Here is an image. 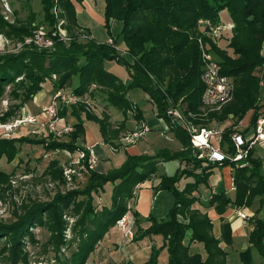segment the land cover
I'll return each mask as SVG.
<instances>
[{"label": "trees", "instance_id": "16d2710c", "mask_svg": "<svg viewBox=\"0 0 264 264\" xmlns=\"http://www.w3.org/2000/svg\"><path fill=\"white\" fill-rule=\"evenodd\" d=\"M82 2L84 0H75ZM43 21L49 27L51 36L57 19L67 22L66 30L72 38L66 44L52 37L53 48L39 50L32 46L13 54L0 56V96L5 87H14L11 93L20 101V108L32 101L41 90L42 84L51 81L55 91L70 88L69 92L84 96L91 86H97L106 91V103L126 117L130 113L134 120L141 121L140 111L127 99L130 88H140L155 106L157 117L163 119L174 133L181 145V150L170 152L160 149L152 156L126 155V159L119 169H112L105 173L86 168L83 176L86 178L83 188H75L64 194H56L50 202L32 203L21 206L20 212H12L16 221L13 224L0 223V240H6L8 264L25 262L21 251V242L30 236V229L49 223L53 232L50 242L58 264H85L94 252L96 245L108 230L128 212L127 202L133 198L136 185L148 180L158 170L160 161L168 162L181 160L185 168L178 169L172 176H162L155 190L169 191L174 197L173 207L165 218L156 219L149 216L145 221L150 225L147 229L139 228L134 231V241L152 235L163 237L168 255L167 264H227V252L221 243L231 245V229L229 223L221 224V235L216 238L212 233V222L206 212L196 209V204L204 209L213 208L219 215L231 205L235 209L247 208L258 197L259 208L248 217L252 229L248 236L249 247L239 254L240 264H254L252 251H255L264 263V217L258 218L262 209L264 212V173L261 172L260 160L249 154L250 169L234 166L231 163L216 165L197 157L190 144L189 135L182 127H176L167 115L169 108H177L184 113L196 115L201 107L200 96L202 84L200 73L202 64L197 36L203 42L204 49L209 52L220 66L221 74L228 76L234 82L233 100L222 108L219 113H211L203 123H194L205 128H216V121L220 124L228 118L236 119L239 123L246 113L251 112V127L264 111V103L259 104L260 89L264 88V74L258 76L255 70L264 67L262 46L264 44V0H103V17L105 26L111 20H118L122 30L117 39L110 38L112 45L106 42L88 40L78 41L73 29L78 31L75 6L72 0H40ZM59 14H54V9ZM226 11L229 23L233 29L218 41L225 42L223 47H216L213 42L197 27L199 19H208L212 23L219 22L218 14ZM35 16L30 13L25 23L17 26L6 23L0 16V34L7 38L18 37L22 40L29 37L36 29ZM84 30V29H83ZM89 34L86 30H84ZM123 49H119L118 45ZM117 47V48H116ZM123 50L124 53H121ZM127 54L129 59L123 58ZM104 60H116L125 66L130 76V82L124 85L118 78L103 69ZM75 78V79H74ZM75 80L71 85V80ZM27 82V83H26ZM22 88L21 94L18 92ZM68 108L60 111L63 118ZM72 114L79 117L85 113L93 118V113L86 111L83 105L70 107ZM16 115L10 109L0 117L5 122ZM99 123V130L105 143L109 144L114 136L107 123V116ZM124 122L121 123L123 125ZM211 127H207L208 125ZM225 124V123H224ZM234 125H231V128ZM69 135V141L51 140L39 141L48 151L77 150L88 152L85 147L77 145V141L84 136L81 124H75ZM231 128L222 129V145L228 144L232 133ZM244 134L239 130L233 131ZM16 142H28L24 138L0 139V161L11 162L15 159L19 149ZM32 143H35L31 141ZM37 143V142H36ZM229 146V144H228ZM229 148V147H228ZM87 167V163L83 162ZM230 165L234 195L229 196L224 191L211 194L209 199L202 202L192 193L206 183L216 166ZM191 166L192 169H187ZM45 172L53 179L63 177V170L56 167L52 161ZM0 172V179L4 178ZM192 177L193 182H187L179 187L181 179ZM111 187H110V186ZM111 188V199L108 204L94 205L98 193L107 187ZM194 205V207H193ZM69 212L75 217L72 227V237L65 244V223L62 215ZM247 215L246 211H244ZM134 223L138 218L133 213ZM181 217L187 222L179 221ZM190 232L189 245L184 244L186 234ZM199 243L201 253H193L190 244ZM66 245L70 254L64 260H59L60 247ZM75 246V247H74ZM74 247V248H73ZM55 261V260H54ZM146 264H157L156 251L153 249Z\"/></svg>", "mask_w": 264, "mask_h": 264}, {"label": "rangeland", "instance_id": "374dc122", "mask_svg": "<svg viewBox=\"0 0 264 264\" xmlns=\"http://www.w3.org/2000/svg\"><path fill=\"white\" fill-rule=\"evenodd\" d=\"M8 7L12 11V15L9 18V21L4 20L3 18V1L0 0V16L3 18V20L10 24L17 26L21 23H25L30 13H33L35 16L34 20V26L37 29L43 30L45 32L48 31L49 27L46 25V23L43 21V12H42V5L40 0H5ZM74 6L78 8V12L76 13L75 18L85 26L90 27L91 34L94 36V39L96 41H108L110 38L117 39L121 33L122 25L118 20H111L109 22L108 27L105 26V20L103 17V6L104 2L103 0H88L91 7L96 10V12H99L101 14V22L94 20L90 17L88 11L85 10V4H81V2H77L75 0H72ZM53 12V11H52ZM54 13V12H53ZM60 10L56 9V14H59ZM55 14V15H56ZM219 22H227V13L226 11H221L219 14ZM59 20V19H58ZM67 22H65V28H66ZM198 29L202 31V28L197 25ZM74 34L77 33L75 29H73ZM225 32L224 34H226ZM200 37V36H199ZM197 36L196 43L198 44ZM25 39V38H24ZM21 38L18 37H12L7 38L3 34H0V56L4 55H13L19 51H21L24 47L22 46V43L24 41ZM68 44V43H67ZM225 45V42L218 41L216 47H223ZM119 48L123 49L122 45H118ZM123 52V50H122ZM124 53V52H123ZM126 59L130 60L128 55L125 54ZM262 56L264 57V52L262 53ZM103 69L107 71L108 73L112 74L116 78H118L124 85H127L130 82V76L128 74V71L125 66L118 63L116 60H104L103 61ZM255 73L258 76H261L264 74V67L257 68L255 70ZM75 79V78H74ZM49 81V80H48ZM75 80H71V85ZM27 83V82H26ZM45 83V82H44ZM47 85V83H46ZM14 87L12 85H8L5 87L4 93L0 96V117L4 115L5 113L9 112L10 109L12 111L16 112V115L12 118H10L8 121L2 122L0 121V124H9L13 125L15 120H19L22 118H27L28 116H31L35 119L33 123H24L20 124L18 126H13L11 130H2L0 129V139H11V138H24L27 139L28 142H16L15 148L19 149V152L16 153L15 159L11 162H7L5 159H2L0 161V172L4 173V178L0 179V223L2 224H13L16 219L14 218L12 212L17 211L19 213L20 207L30 206L32 203H44V202H50L54 196L58 193L64 194L67 191H70L75 188H83L86 178L83 176V169H79L78 165L75 164L78 154H75L72 158H69V156L61 151L57 153V151H48L45 149L44 144L38 143L39 141H69V135L70 133L63 134L60 137L55 136L54 134H50L47 128V125H44L46 121L43 122L41 110L36 111L35 113H32L33 115L25 112L24 105L22 108H20V101L17 100L11 91H13ZM64 91L70 90V88L63 89ZM23 91L22 88L19 89V93ZM106 91L101 89L100 87L91 86L88 89V92L84 95V98L91 102L90 112L93 113V118L88 117L84 112L79 113V117H76L72 114L71 111L66 113L65 119L67 124L71 127L75 124H81L82 129H85V126H90V128L94 129L99 123L94 119V116L102 120L104 118L103 113V105L106 102ZM127 99L133 104L134 107H136L141 114V117L143 119V123L148 127L149 132L146 133V135L136 141L134 143L135 147L142 151V154L146 156H152L156 154L160 149L165 148L167 150H176V148L179 147L177 140L172 135H165V132L167 131V127L164 123V121L160 118H156V115L154 114L155 106L149 101L148 95L140 88H130L127 91ZM260 99L259 102L260 105L264 103V88L260 89ZM47 105V104H46ZM82 105V104H81ZM84 106V105H83ZM44 107V106H43ZM76 107V106H75ZM85 107V106H84ZM64 109L61 108L60 111ZM59 111V113H60ZM114 112L107 117V123L109 125L116 123V122H122L125 121L124 114L119 111L118 109L114 108ZM221 110H212L206 107H200L199 111L196 113V119L198 123H203L211 113H219ZM58 117L62 119V117L59 115ZM251 117L252 113L248 112L246 115L242 118V120L239 123H236V119L228 118L227 121L220 124L216 121H213V123H216V126L218 125L219 128H231V125H234L231 128L232 133L233 131L239 130L244 133V136L246 139L252 137L254 135V127H251ZM261 117L264 118V111L261 112ZM127 118L130 119L131 116L129 113H127ZM137 123L134 124L132 127L135 128L140 121L136 120ZM65 121L60 122L59 124V130L60 127L66 125ZM120 122V123H121ZM127 125H129L130 121L126 120ZM117 123V124H118ZM44 125V126H42ZM133 125V124H132ZM203 126V125H202ZM118 127H121L118 129ZM123 125H117L115 128L118 130H115L114 136L112 134H109L112 136L113 143L110 145H103L101 148L105 151V154L108 158L109 164L112 169H119L122 164L124 163L126 159V153L129 152L128 150L121 149L122 147H125L126 142L124 141L125 136L132 130L124 128ZM205 127V126H204ZM207 127H211L208 125ZM72 128V127H71ZM38 132V133H37ZM231 133V134H232ZM100 136H102L100 134ZM168 137L171 139L170 141ZM31 141L35 142L32 143ZM37 142V143H36ZM124 144V145H123ZM127 145H133V144H127ZM94 155L96 157V152L100 150V148H95ZM98 156V155H97ZM133 156V155H132ZM97 158V157H96ZM249 158V157H248ZM252 158L255 160H260L261 165V172L264 173V147L260 144H257L254 147V150L252 152ZM52 161L55 163L56 167L64 170V169H74L75 174H73L71 181L68 182L67 179L64 178H56L53 179L52 175H46L48 174L45 172V169H47L52 163ZM235 166V165H234ZM241 168H247L250 169V162L247 159L246 164H244ZM98 168H94L96 170ZM187 169H192L191 166L187 167ZM212 173L210 175V179L201 185L196 191L192 193L193 196L199 197V195L206 196L211 192L212 186L223 188V183H227L228 179L225 176V173H222V168L218 169V167L212 168ZM80 174L78 176L77 174ZM193 179L192 177H188ZM184 178V179H188ZM64 179V180H63ZM110 186V185H109ZM107 188H104L98 193V197L96 196V199L94 200V205H102L103 203L108 204L111 199V186ZM231 188L229 183L228 187L226 189ZM233 188V185H232ZM214 194V193H212ZM231 196L234 195V191L232 189ZM254 204L255 209L257 210L259 208L258 204V197L254 198L252 207ZM194 207V205H193ZM250 207L247 208H238V210L247 211ZM237 210V209H236ZM255 212V211H254ZM251 215L250 213L248 214ZM264 212L261 209L258 213V218H263ZM62 221L65 223L66 228L64 231V241L65 244L71 239L72 237V227L75 224V217H71L69 212H65V214L62 215ZM179 221L187 222L186 220H183L181 217H178ZM49 223L42 226H36L30 229V236L25 237L22 239L21 244V251L23 254V257L25 258V262L18 263V264H58L56 261V258L54 257L56 253H54V247L51 245V241L53 239V232L51 229H49ZM115 227V226H114ZM112 227L109 231L110 235L117 236L120 232L117 228ZM158 236V235H156ZM107 238V236H106ZM105 238V239H106ZM159 239H162L159 235ZM105 241L106 245H111L110 241ZM6 240L2 239L0 240V264H8L5 255L7 253H2L6 246ZM75 247V246H74ZM73 247V248H74ZM154 250L156 251V257H157V264H166L167 262V250L164 244H160L158 240H156V244L154 245ZM230 253V259L231 264H238L239 258L238 254L235 253L234 248L229 249ZM70 254V250L66 249V245H62L60 247V253H58L59 260H64V258H67ZM258 257V254L256 252H252V256ZM55 260V261H54Z\"/></svg>", "mask_w": 264, "mask_h": 264}, {"label": "built area", "instance_id": "2783aa9c", "mask_svg": "<svg viewBox=\"0 0 264 264\" xmlns=\"http://www.w3.org/2000/svg\"><path fill=\"white\" fill-rule=\"evenodd\" d=\"M3 1V18L9 21L12 15L11 9L8 7L5 0ZM56 14V9L53 10ZM197 25L202 28V32L207 35L213 42H217L225 32H229L233 29L234 25L229 22H217L212 23L208 19H199ZM78 41L85 42L92 40L90 34H87L83 29H79L75 34ZM52 37L63 43H69L71 37L65 28V21L57 19L55 30L48 35V31L45 32L40 29H35L29 37H26L22 43V46H32L39 50H50L53 48L54 41ZM106 43L112 45V40L109 39ZM198 46L200 51V59L202 64V70L200 73V82L202 84V93L200 96V104L202 107H206L212 110H221L225 105L229 104L233 100L234 95V82L228 76L221 74V69L215 58L207 52L203 47V42L198 39ZM117 48V47H116ZM117 50H119L117 48ZM123 53V52H122ZM84 105L86 111L90 112L91 102L86 100L84 96H77L68 91L57 90L53 94L50 102L41 108V114L46 117L48 131L50 134H54L60 137L63 134L71 133L72 128L66 127V125L59 128V124L62 121L58 117V113L61 108H70L73 106ZM156 111V110H155ZM167 115L170 117L172 123L176 121L180 127L189 135L190 144L195 150L197 157L207 161L208 163L222 165L223 163H231L235 166L242 167L246 164L251 151L257 144L264 147V118L259 117L254 125V135L248 139L245 138L244 134L234 132L230 134L228 144L222 145V129L221 128H205L198 126L194 123L196 115L191 113H184L177 108H169ZM33 123L34 118L28 116L26 119L22 118L15 120L13 125L0 124V129L11 130L13 126H18L26 122ZM42 125V126H44ZM149 132L148 127L145 123L141 122L136 125L124 138L127 144H134L139 139L143 138L146 133ZM38 133V132H37ZM229 147V148H228ZM88 152L86 155L85 151H78V157L76 163L79 169L86 171V168L94 170L96 166V157L94 155L93 147H85ZM60 151H57L59 153ZM62 153L69 156L66 151ZM87 163V167L84 166L83 162ZM75 170L64 169L63 175L68 182L71 181ZM80 176V174H77ZM236 217H238L243 223L248 221L249 215L242 210H235ZM115 227L121 231L123 236L132 242L134 239V220L128 215V212L124 214L115 223Z\"/></svg>", "mask_w": 264, "mask_h": 264}, {"label": "crops", "instance_id": "0c3cea01", "mask_svg": "<svg viewBox=\"0 0 264 264\" xmlns=\"http://www.w3.org/2000/svg\"><path fill=\"white\" fill-rule=\"evenodd\" d=\"M81 4H85V10L88 11L89 15L91 18L94 20H97L101 22V14L99 12H96L94 10L88 0H84L81 2ZM75 12H78V8L75 6ZM77 26L81 29L86 30L91 37L94 36L91 34L90 27L82 25L77 19H76ZM95 40V39H94ZM109 41V40H108ZM97 42H107V41H97ZM119 50H121L119 48ZM264 52V44L262 46V53ZM122 53V51H121ZM125 54L122 55L123 58H126L124 56ZM47 83V85H46ZM55 93V89L53 88V84L51 81H46L45 83L42 84L41 90L32 98V101H30L25 107L24 111L33 115L32 113H35L36 111H40L43 106L48 104ZM103 113L102 115H106L109 117L114 111V107L109 106L106 102L103 105ZM156 110V109H155ZM70 108L67 109L68 113ZM130 114V113H129ZM154 114L157 117V111H154ZM42 115V114H41ZM131 116V114H130ZM43 122L46 121V117L42 115ZM63 121L66 122L65 116L62 118ZM128 120L130 121L129 125L125 121ZM163 120V119H162ZM124 122V128L127 129H132L134 124L137 123L136 120H134L131 116L130 119L127 118V115L125 117ZM164 121V120H163ZM121 122V121H120ZM113 123L111 124L110 128L112 130H115L117 125H121V123ZM143 122V119L141 120ZM118 123V124H117ZM165 123V121H164ZM67 124V122H66ZM133 124V125H132ZM68 125V124H67ZM167 127V131L165 132V135H172L174 136V133L170 130L169 126L165 123ZM69 126V125H68ZM70 127V126H69ZM218 127V126H217ZM219 128V127H218ZM100 130L98 125L96 126L95 130L90 128V126H85L84 129V136L82 139H79L77 141V145L80 147H93V151L96 150L95 148H100L99 151L96 153V171L105 173L109 170H112L108 158L105 154V151L101 148L103 145H111L113 143V139L109 142V144L105 143L103 140V137L100 136ZM175 137V136H174ZM170 141L171 139L168 137ZM176 139V138H175ZM177 140V139H176ZM67 142V141H65ZM178 142V141H177ZM124 145V144H123ZM179 147L176 148V150H169L170 152H177L181 150V145L178 142ZM125 147L121 146V149H126L129 152L126 154L128 155H133V156H140L144 155L142 154V151L137 149L135 145H124ZM165 149V148H162ZM77 150L73 153L66 151L69 154V158H72L75 154L78 153ZM98 155V156H97ZM67 156V155H66ZM218 169L222 168V173H225V176L228 179L227 183H223V188H218L212 186L211 192L206 195L205 197L202 195H199V198L202 202H205L206 200L209 199L210 195L212 193H216L219 191H224L226 192L229 196H231V191H232V173H231V167L230 165L220 167L217 166ZM185 168L184 162L181 160H172L168 162H163L160 161L158 163V170L154 175H152L148 180L144 181L143 183H140L135 186L134 188V194L133 198L127 202V209H128V215L133 218V213L137 215L138 218V223H134V228L133 230L136 231L137 228L140 227V229L145 230L149 227V223L146 222L145 220L149 217L152 216L156 219H163L169 212V210L173 207L174 204V197L169 191L166 190H155V187L158 186L160 179L162 176H172L178 169ZM64 178V177H62ZM210 179V176L208 180ZM64 180V179H63ZM207 180V181H208ZM187 182H193V179L188 178V179H181L179 182V187L182 188ZM228 183L231 188L226 189L228 187ZM202 185V184H201ZM201 185L199 187H201ZM198 187V188H199ZM196 209H199L202 212H206L207 216L212 222V233L216 238H219L221 235V224L222 223H229L230 229H231V238L232 242L231 245L227 246L224 243H221V247L223 250L227 252V264H231V259H230V253L229 249L232 247L235 250V253L238 254L239 262L240 264V257L239 254L243 251H245L250 245L248 242V236L249 233L252 229V226L249 221L246 223H243L238 217H236L235 214V208L231 205H229L224 213L222 215H219L213 208L209 209H204L201 206L197 205L195 206ZM255 206L253 204L252 207L247 209V213L253 214L255 211ZM134 220V218H133ZM116 228V227H114ZM111 229V228H110ZM109 229V230H110ZM108 230V231H109ZM118 230V229H117ZM119 231V230H118ZM112 232V231H109ZM109 232L105 233L103 238L98 242V244L95 247L94 252L89 256L87 259V262L85 264H146L152 254V250L154 249V245L156 244V240L160 242V244H164L165 242L163 240V237L161 236L162 239H159L158 236H147L144 237L138 241H132L129 242L119 231L120 233L117 236L110 235ZM107 236V238H106ZM106 238V239H105ZM107 240L112 243L111 245L105 243ZM189 240H190V232H188L185 236L184 244L189 245ZM190 250L193 253H201L202 246L199 243H193L190 244ZM255 252V251H252ZM167 262H168V255H167ZM254 264H264L259 255L258 257L252 256ZM166 262V264H167Z\"/></svg>", "mask_w": 264, "mask_h": 264}, {"label": "water", "instance_id": "95a60500", "mask_svg": "<svg viewBox=\"0 0 264 264\" xmlns=\"http://www.w3.org/2000/svg\"><path fill=\"white\" fill-rule=\"evenodd\" d=\"M173 124L176 126V127H179L178 123L176 121L173 122Z\"/></svg>", "mask_w": 264, "mask_h": 264}]
</instances>
